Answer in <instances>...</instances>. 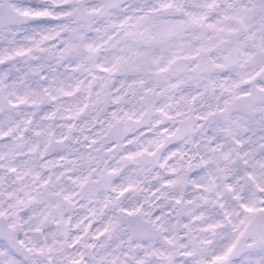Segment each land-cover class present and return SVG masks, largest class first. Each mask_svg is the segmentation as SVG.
I'll use <instances>...</instances> for the list:
<instances>
[{
    "label": "snow or ice",
    "instance_id": "obj_1",
    "mask_svg": "<svg viewBox=\"0 0 264 264\" xmlns=\"http://www.w3.org/2000/svg\"><path fill=\"white\" fill-rule=\"evenodd\" d=\"M0 264H264V0H0Z\"/></svg>",
    "mask_w": 264,
    "mask_h": 264
}]
</instances>
